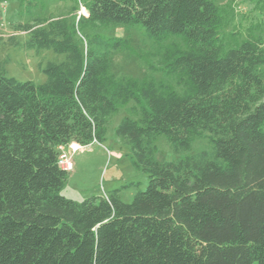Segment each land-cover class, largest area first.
<instances>
[{"label":"trees","instance_id":"obj_1","mask_svg":"<svg viewBox=\"0 0 264 264\" xmlns=\"http://www.w3.org/2000/svg\"><path fill=\"white\" fill-rule=\"evenodd\" d=\"M16 1L30 11L40 0ZM77 1L88 13L78 22L16 25L27 51L64 56L43 69L44 84L8 77L0 63V264H264L262 40L224 48L212 0ZM118 25L183 37L188 49L167 65L183 92L117 80L111 56L129 41L77 33ZM130 102L139 115L115 137L148 175L146 190L128 204L122 190L133 183L82 202L62 196L70 173L59 147L103 144L109 119ZM160 135L177 156L204 138L211 148L160 163Z\"/></svg>","mask_w":264,"mask_h":264},{"label":"rangeland","instance_id":"obj_2","mask_svg":"<svg viewBox=\"0 0 264 264\" xmlns=\"http://www.w3.org/2000/svg\"><path fill=\"white\" fill-rule=\"evenodd\" d=\"M223 17L219 38L224 48L230 49L247 39H261L264 48V5L257 0H212ZM86 9L77 0H40L36 7L27 9L26 1L10 0L0 4V63L8 77L19 81H32L37 85L47 80L43 69L49 62L63 60L64 56L53 51H27L23 48L28 35L18 32L16 25L34 23L36 19L49 17L67 18L78 22ZM87 13V11H86ZM88 14V13H87ZM78 36L101 34L106 38L128 40L131 48L112 53L111 74L117 79L133 78L138 81L153 80L160 88L181 93L184 83L178 75L169 72L167 65L180 52L188 49L183 37L170 36L162 40L151 39L140 25L102 28L91 27ZM13 39V40H12ZM15 44H19V47ZM139 115L136 103L120 105L119 110L107 125V140L103 144L94 143L87 147L78 146L74 152L72 144L66 152L72 156L73 170L62 196L82 202L88 198L104 196L123 186L136 184L122 190V201L131 203L135 195L145 191L148 175L138 171L128 157L130 151L123 147L115 137V129L120 122ZM157 161L170 162L198 152L209 150L207 139H200L191 152L177 156L171 150L165 136L156 140Z\"/></svg>","mask_w":264,"mask_h":264},{"label":"built area","instance_id":"obj_3","mask_svg":"<svg viewBox=\"0 0 264 264\" xmlns=\"http://www.w3.org/2000/svg\"><path fill=\"white\" fill-rule=\"evenodd\" d=\"M71 149H73L72 144L69 146ZM69 147H59L60 149V157H59V166L64 169L67 172H72L73 170V159L72 156L70 154H68L66 152V149H68ZM80 149V148H78ZM77 148L73 149L74 152L78 150Z\"/></svg>","mask_w":264,"mask_h":264},{"label":"bare ground","instance_id":"obj_4","mask_svg":"<svg viewBox=\"0 0 264 264\" xmlns=\"http://www.w3.org/2000/svg\"><path fill=\"white\" fill-rule=\"evenodd\" d=\"M85 14L87 15L86 11L84 10ZM75 148H78V146H74Z\"/></svg>","mask_w":264,"mask_h":264},{"label":"crops","instance_id":"obj_5","mask_svg":"<svg viewBox=\"0 0 264 264\" xmlns=\"http://www.w3.org/2000/svg\"><path fill=\"white\" fill-rule=\"evenodd\" d=\"M77 145V144H76ZM79 146V145H78ZM71 174V173H70Z\"/></svg>","mask_w":264,"mask_h":264},{"label":"water","instance_id":"obj_6","mask_svg":"<svg viewBox=\"0 0 264 264\" xmlns=\"http://www.w3.org/2000/svg\"><path fill=\"white\" fill-rule=\"evenodd\" d=\"M86 15V14H85Z\"/></svg>","mask_w":264,"mask_h":264}]
</instances>
